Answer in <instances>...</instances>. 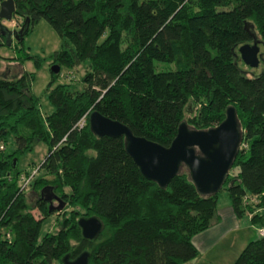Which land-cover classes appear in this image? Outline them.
Returning a JSON list of instances; mask_svg holds the SVG:
<instances>
[{
  "label": "trees",
  "instance_id": "1",
  "mask_svg": "<svg viewBox=\"0 0 264 264\" xmlns=\"http://www.w3.org/2000/svg\"><path fill=\"white\" fill-rule=\"evenodd\" d=\"M12 2L14 27L43 20L59 38L51 66H88L80 91L47 85L52 113L45 117L30 92L32 76L0 78V264H60L82 252L87 264H185L198 258L191 240L211 226L220 190L235 218L250 215L256 229L264 228V0ZM248 34L261 47V70L250 78L237 55L251 44ZM18 51L13 61L28 59ZM156 62L165 69L156 71ZM227 107L240 143L209 196L196 192L183 169L162 188L144 179L120 138L96 137L87 126L95 111L166 148L180 123L207 130L224 120ZM37 142L46 147L41 163L20 171L18 159ZM21 179L28 180L23 188ZM47 195L64 203L60 212L47 211ZM53 213L54 229L39 236ZM80 217L101 222L94 240L81 238ZM233 264H264V236L247 242Z\"/></svg>",
  "mask_w": 264,
  "mask_h": 264
},
{
  "label": "water",
  "instance_id": "2",
  "mask_svg": "<svg viewBox=\"0 0 264 264\" xmlns=\"http://www.w3.org/2000/svg\"><path fill=\"white\" fill-rule=\"evenodd\" d=\"M13 14L12 0L0 2V21L10 22ZM2 27L0 24V36L3 37L4 44L9 46L11 40L17 42L26 34L28 22L25 19L18 30L13 32L2 30ZM248 27V24H244L243 28L248 31ZM248 35L251 44L238 47L237 55L245 67L255 69L260 60L259 42L254 35ZM58 71L55 65L49 68L53 75ZM224 114L223 121L207 130H193L180 123L174 138L166 148L132 135L124 125L95 111L88 115L87 126L96 137L120 138L126 154L144 179L162 188L183 169L196 192L201 196H209L220 189L240 143L239 123L233 108L227 107ZM44 199L48 202V212H60L64 207V203L55 196L47 195ZM51 200L56 206H52ZM75 224L81 238L85 240H94L102 228L96 217H80ZM87 256L86 252H82L73 260H68V257L64 256L60 264H87Z\"/></svg>",
  "mask_w": 264,
  "mask_h": 264
},
{
  "label": "rangeland",
  "instance_id": "3",
  "mask_svg": "<svg viewBox=\"0 0 264 264\" xmlns=\"http://www.w3.org/2000/svg\"><path fill=\"white\" fill-rule=\"evenodd\" d=\"M3 24L9 32L16 31L19 28L13 26V21L4 22ZM60 47L61 43L59 38L50 28V26L43 20L36 22L28 29L26 34L22 37L20 44L11 40L10 46H0V78L14 79L17 78L21 73L32 76V81L30 83V92L37 98L38 108L42 117L48 116L52 113V107L48 103L45 93L47 85L52 81L51 87H54L56 85H71L73 86L74 90L80 91V80L85 70H87V61L75 68L60 67L58 76H56L52 80L51 74L49 72V68L51 66L50 55L53 52L58 51ZM258 47L259 51H261V47ZM14 48L16 49V52H14ZM20 48H22L25 56L28 57V59L24 60L21 63H17L13 61V58L15 59L16 56L21 57L22 54L18 51ZM35 64H37L38 66H36ZM238 64L241 71L248 78L257 75L261 70V64H259L257 68L252 70L246 68L239 61ZM154 66L155 70L159 71L162 68L165 69L166 65L156 62L154 63ZM45 153V145L42 142L35 143L31 152L22 155L18 159V169L20 171H31V169L41 163L43 157L45 156ZM217 196L218 203H221L224 199L227 198V195L223 190H220L217 193ZM25 199L29 205H33L35 203L36 197L31 192V190H28L25 194ZM52 206H56V203L53 202ZM31 213L33 217L39 218V214L35 210ZM248 216L250 215H247V217ZM56 217L57 216L55 215V213L51 215L49 220L42 226L39 236H41L45 230L52 231L54 229V220ZM253 239H250L249 241ZM237 242L238 239L236 240V243Z\"/></svg>",
  "mask_w": 264,
  "mask_h": 264
},
{
  "label": "crops",
  "instance_id": "4",
  "mask_svg": "<svg viewBox=\"0 0 264 264\" xmlns=\"http://www.w3.org/2000/svg\"><path fill=\"white\" fill-rule=\"evenodd\" d=\"M217 200L211 226L191 240L198 258L185 264H233L245 243L257 237V229L250 223L249 217L235 218L228 198L221 203Z\"/></svg>",
  "mask_w": 264,
  "mask_h": 264
},
{
  "label": "built area",
  "instance_id": "5",
  "mask_svg": "<svg viewBox=\"0 0 264 264\" xmlns=\"http://www.w3.org/2000/svg\"><path fill=\"white\" fill-rule=\"evenodd\" d=\"M84 116H82L81 117V119L78 121V123L76 124V126L78 127V128H81L82 126H83V124H84ZM27 183H28V180L26 179V180H24V179H21L20 180V185H21V187L23 188L24 186H26L27 185ZM257 235L258 236H264V228H259V229H257Z\"/></svg>",
  "mask_w": 264,
  "mask_h": 264
},
{
  "label": "clouds",
  "instance_id": "6",
  "mask_svg": "<svg viewBox=\"0 0 264 264\" xmlns=\"http://www.w3.org/2000/svg\"><path fill=\"white\" fill-rule=\"evenodd\" d=\"M11 22V21H10ZM14 26V25H13Z\"/></svg>",
  "mask_w": 264,
  "mask_h": 264
},
{
  "label": "flooded vegetation",
  "instance_id": "7",
  "mask_svg": "<svg viewBox=\"0 0 264 264\" xmlns=\"http://www.w3.org/2000/svg\"><path fill=\"white\" fill-rule=\"evenodd\" d=\"M259 48V47H258Z\"/></svg>",
  "mask_w": 264,
  "mask_h": 264
}]
</instances>
